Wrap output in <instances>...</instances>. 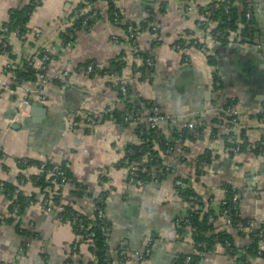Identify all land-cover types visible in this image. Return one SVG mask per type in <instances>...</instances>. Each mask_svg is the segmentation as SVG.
<instances>
[{
    "label": "crops",
    "instance_id": "obj_1",
    "mask_svg": "<svg viewBox=\"0 0 264 264\" xmlns=\"http://www.w3.org/2000/svg\"><path fill=\"white\" fill-rule=\"evenodd\" d=\"M30 1L0 0V28L7 24L14 10L22 9ZM85 1L41 0L33 7L24 33L20 37L7 35L9 53H0V78H6L4 69L10 59H14L16 70L23 71L28 59L32 58L38 68L40 56L49 53L48 82L41 88L34 80L24 82L15 91H0V185H14L24 198L31 194L37 198L20 216L23 233L16 230L14 223L0 225V264H68L70 246L76 241L71 227L56 214L40 210L44 195L51 191L58 194L62 205L75 203L74 208L83 215H92L93 199L106 192L104 206L111 228L109 247L128 251H144L148 246L151 249L144 261L131 259L113 264H179L191 252V236L181 237L175 227L176 217L187 213L190 207L177 192L175 177L190 179L205 209L210 200L213 210H217L225 197L224 187L230 186L240 197L241 219L264 221V117L263 122L258 121L264 108V0L256 1L252 17L262 50L254 51L237 43L230 45L225 39L220 44L205 39V55L191 49L177 52L172 46L191 36L202 38L195 8L211 0H116L121 15L118 25L110 20L108 4L103 0H95L88 7L84 6ZM188 4L195 7L185 14L183 9ZM84 14L93 17L88 25L76 26V20ZM125 23L136 26L137 50L147 54L153 63L150 80L135 71L141 59L132 50ZM143 23L147 25L142 27ZM66 62L70 65L66 66ZM116 63L122 67L120 74L113 72ZM87 64L94 69L89 76L76 71ZM62 70L70 72L67 79H52ZM121 83L130 86L132 101L153 103L160 114L169 118L159 127L174 146L172 155L164 162L179 157L185 162L177 164L174 175L160 182L128 185L127 171L119 166L130 145L139 143L131 115L119 123L101 121L102 117L90 130L82 125L86 117L104 116L106 110L126 111L128 103L115 88ZM16 97H24L30 103L18 121H14ZM230 100H234L236 125L221 110ZM33 104L42 107L33 108ZM24 120L27 122L20 129L12 128L22 125ZM187 122H193L196 131H200L192 139L177 142L173 134ZM228 135L263 144V151L237 156L222 154ZM202 154L209 156L210 163L194 182L195 160ZM27 163H67L73 182L39 191L35 178L42 174L33 164L24 167ZM101 173L107 175L103 188L98 183ZM21 175L29 177V182L18 180ZM77 184L91 187L92 196L72 197L70 193L77 192ZM8 207L9 201L0 192V217H9ZM215 226L232 233L224 219H218ZM233 236L235 246L246 244V239ZM81 251L82 258L76 264H86L91 259L85 247ZM199 256L196 264H239L221 245ZM253 264L264 261L257 259Z\"/></svg>",
    "mask_w": 264,
    "mask_h": 264
},
{
    "label": "built area",
    "instance_id": "obj_2",
    "mask_svg": "<svg viewBox=\"0 0 264 264\" xmlns=\"http://www.w3.org/2000/svg\"><path fill=\"white\" fill-rule=\"evenodd\" d=\"M92 0H86L84 2V6L88 7L90 5ZM256 1L258 0H211L207 4L203 5V7H198L195 8L197 12L199 13V23L198 27L201 29L203 35L202 38L200 37H194L191 36L190 38H184L182 43L175 44L172 46V49L177 52H183L185 53L188 49L195 50L199 52L200 54H206V45L204 44L203 41L205 39L215 43V44H220V38L225 39V42L228 44H233L237 43L239 46H244L247 47L248 49H252L254 51L260 50L261 48V42L258 38V35L255 33H251V31L254 29L253 23H252V17H253V10L256 5ZM41 0H33L32 5H36ZM112 8H113V23L115 25L121 24L119 11L116 7V0H111L110 1ZM195 5L194 4H188L187 6L184 7L183 12L186 14L190 12L192 9H194ZM243 7V13H244V27L246 31L244 32V35H241V31L239 29L231 30L230 28H226L224 30H219L217 29L219 21L214 20V15L218 12H222L224 15H229L231 10L234 8H238L240 11L242 10ZM78 12V11H77ZM93 15L90 14L89 17L87 16L85 18V21L83 24H86V21L92 18ZM229 20V17H228ZM152 31L155 32V28H152ZM0 32H3L4 34L8 32L7 27L3 26L0 28ZM125 32L127 34V37L131 40L132 42V50L134 51L135 55L139 58V52L137 50L136 44H135V38L138 35V31L132 26V24H126V29ZM12 34L13 36L18 35V29L15 31L9 33ZM9 43L7 41H4L2 44L0 43V53L1 54H8L9 53ZM49 59V53L44 52L41 57H40V66L38 68L34 67V60L32 58L28 59L26 61V68H34L36 71L35 74V80L36 82L39 83L40 87L44 85L46 82H48V76L46 73V63ZM14 62V59H13ZM12 62V59L8 62V64L5 66L4 73L5 77L0 78V91L4 89H10V86L12 82L14 83V80L16 79V67L14 66ZM184 63H188V57L185 54L184 56ZM66 66L70 65V62L65 63ZM144 75L148 74L149 69L153 67L152 61L147 58L145 59L144 62ZM76 71L79 73H82L86 76H89L90 74L93 73V65L92 64H87L84 66H79L76 68ZM70 72L68 70H62L59 74L55 75L52 77L54 80H64L67 79L69 76ZM20 85L16 87V90L18 89ZM215 87L219 89L220 84L219 82L215 83ZM119 93L121 98L124 101H128L129 98L131 97L128 94L126 84L121 83L119 84ZM30 103L24 98V97H16L15 99V115H14V121L22 120L24 110L25 108L29 107ZM151 109L150 113L146 117V123L148 125V128L152 130L157 136L160 135V125L164 122L168 121V117L160 114L158 112V109L155 104L150 103ZM234 100H230L224 108H221L222 113L225 114L230 123L232 125H236L238 123L237 117H236V112L234 111ZM132 115L131 117L133 120L138 119V114L137 112H134V109L132 110ZM104 113H111L110 110H106ZM261 114V119H258V121L261 123L263 122L262 118L264 117V108L260 112ZM102 115H98L96 117H86L82 123V125L87 126L88 130L92 129L95 124L102 118ZM183 129H185L188 134H192L193 137L197 136L196 133V126L193 122H187L184 124ZM192 137V138H193ZM228 141L227 144H224L221 152L222 154L228 155V156H237L240 154L244 153H253L254 150H257L259 153L263 151L262 146H258L252 143H249L244 137H236L234 135H228L227 137ZM264 139V138H263ZM177 142H180L179 139H176ZM142 141L139 139V143L137 145H141ZM155 150L158 152V157L157 159H160V163H158L156 166H152V182H158L159 179L166 177L167 174L173 170V168L177 165L180 164L181 161L183 160L181 157L178 159L172 161V162H164V158L172 155L174 151V146L172 142L166 140L162 145L158 143L154 145ZM159 149V151H158ZM136 153V151L132 149L127 150L126 156L124 155L123 157V167L127 171V183L128 185H136L137 178H138V163L133 162L130 160V155H133ZM0 155L2 156V150L0 149ZM25 165V164H23ZM202 169L204 164H201ZM32 167L36 168L38 171L41 172V176H37L35 178V182H37L39 179L42 178V176L49 178L48 181H46L48 184H51L53 186L55 185H60L63 187L66 184H69L71 182L70 178L67 177L66 171H69V165L67 163L59 166H53L51 168H46L45 164H40V165H32ZM106 173H101L99 175L98 183L99 187H106ZM187 179L186 178H180L174 182L175 186H180L182 185L181 180ZM21 182H29V177L26 175H23ZM189 186V184H187ZM1 191V190H0ZM92 188L89 186H86V189L84 190V193L81 198H86L89 199V194H91ZM53 195L54 192H50L47 197H44L40 203V210L43 213L46 214H56L61 215L60 218H62V214L65 212L64 208L62 205H54L53 204ZM30 197V195L28 196ZM189 201L197 202V206H199L198 209H203L201 206V200L197 201L195 197L189 196L188 197ZM99 199L95 198L93 199V213L92 215H87L89 218L88 220H84L83 218H77L76 221L74 222V229L76 231H80L83 234L82 235H77L73 231V234L76 237V241L70 246L69 252H68V264H76L78 263L81 258H82V251L81 247H85L88 251L90 248H93L97 243L101 244L102 246L106 247L107 252H108V257H109V262L107 264H113L114 261L117 263H124L128 260L134 259L136 261H144L146 260L150 254H151V249L146 247L144 251H128L124 249H117V250H112L109 247V241H110V234H111V228L109 225V222L106 217V211H105V206H101L98 204ZM209 209H213L211 203L212 201L209 200ZM230 203L236 207L239 211V205H240V197L237 194V192H233L232 196L230 198ZM34 205V203H30L28 207ZM220 205H225L224 199L221 201ZM230 211L225 210L221 213V216L225 217L226 215H229ZM83 215L82 213H80ZM11 216L14 218H18V205L15 204L14 209L12 210ZM213 216L210 215L208 218V223L211 224L213 222ZM240 217L239 212H236L235 218ZM2 218V217H1ZM2 220V219H0ZM60 220V219H59ZM3 221V220H2ZM61 221V220H60ZM226 226L230 227L232 223H234V228L235 231L239 232L242 236V238L246 239L247 242L245 245L249 244L251 241L250 239V234H253L252 236L260 239V242L257 246V249L254 251V255H245L243 253V250L239 248V246L232 245L229 241H224L222 247L226 250H230L231 252V257L239 262V264H253V262L257 259H261L264 261V221H261L259 223H254L247 221L245 224H243L240 220H235V219H230L225 217ZM62 222V221H61ZM4 224L0 222V225ZM182 224H188V213H185L184 215H179L175 219V227L177 230H181L182 232L179 233V235L182 237H185L186 235L191 236V252L185 256L182 264H191L192 262V257L193 256H199L202 252L199 251L198 248H201L203 250L206 249V244L204 243H199L195 244L193 239H192V233H194L196 230L195 228H191L189 226H185L181 228ZM31 227V226H30ZM19 233H23V229L21 227ZM216 242V240H215ZM91 259L89 262L94 260V256L91 253ZM107 255V254H106ZM242 258H244V261H242ZM87 264V263H86Z\"/></svg>",
    "mask_w": 264,
    "mask_h": 264
},
{
    "label": "trees",
    "instance_id": "obj_3",
    "mask_svg": "<svg viewBox=\"0 0 264 264\" xmlns=\"http://www.w3.org/2000/svg\"><path fill=\"white\" fill-rule=\"evenodd\" d=\"M95 0H92L91 2L94 3ZM105 3L108 4V10H109V14L111 15L110 20L113 21V8L112 5L110 3L111 0H103ZM33 0L30 1V3L26 6H24L22 9L20 10H14L10 16H9V20L7 22V24H5L4 26L7 27L8 32H6L5 34L3 32H0V36H1V41L0 43L2 44L4 41L6 40V37L9 33L15 31L16 29H18V37H20L24 32V26L26 25V22L33 10V7H36L40 4V2L36 5H32ZM88 16V14H84L82 15L79 20H76V26H86L89 23V20L86 21V24H83V22L85 21V18ZM119 17L121 16L120 13L118 15ZM244 13H243V7L242 10L240 11L238 8H234L231 10L229 15H224L222 12H218L214 15V20H218L220 24H218L217 29L219 30H224L226 28H230L231 30H236L239 29L241 31V35H244V32L246 31L245 29H243L244 27ZM229 17V20H228ZM121 19V17H120ZM143 25H147V24H142ZM132 26L135 28L136 26L132 24ZM2 28V27H1ZM124 28L126 29V23L124 24ZM138 31V30H137ZM255 30H252L251 33H255ZM220 42H223V38L219 39ZM156 45V44H155ZM10 48V47H9ZM8 48V50H9ZM10 51V50H9ZM140 56V61L141 64L140 66H138L137 68H135L136 72L140 74V77L143 79H147L150 80V76L152 73V68L149 69L148 74L144 75V62L145 59L148 58L147 54H139ZM41 57V56H40ZM211 58V57H210ZM208 57V62L210 64L213 63V61ZM24 66V70L23 71H19L17 70L16 72V79L14 80V83L12 82L11 86H10V90L15 91L16 87L18 85L23 84L24 82H32L35 80V74L36 71L34 68H26V63L23 64ZM124 66V65H123ZM121 65L119 66V63H116L114 66V73L116 74H120V69H121ZM94 72V71H93ZM115 88H117V91L119 92V85L116 86ZM127 91L128 94L131 96L129 98V100L127 101L128 106L125 112L123 113H117V112H111L109 114H105L103 116V118L101 119V121H109V120H114L117 123H119L120 121H122V118L126 119L129 118L130 115H132V107L134 109V112H137L138 114V119H135V121L133 122L134 124V132L136 134L137 137H139V139H141L142 144L141 145H135V144H131L130 145V149L136 151V153H134L133 155H130V160L133 162L138 163V178H137V185H143L146 184L148 182H152L153 178H152V166H156L158 163H160V159H157L158 157V152L157 150L153 149L154 145L158 143L160 145H162L164 142H166V138L165 136L160 132V135L157 136L152 130H150L148 128V125L146 123V117L147 115L150 113V109H151V105L147 102V101H143L141 102H134L132 101V93H131V89L130 86H127ZM120 95V94H119ZM199 129L196 131V133H199ZM174 137H176L177 139L181 141H183L186 138L192 139V134H188V132L185 129H182L181 131L178 132H174L173 134ZM264 144V140L262 142ZM227 144V142L225 143ZM263 144H258V146H262L263 148ZM128 150V149H127ZM127 150L125 153V156L127 154ZM159 151V149H158ZM255 154H259V152L257 150H254ZM1 157V155H0ZM209 156L202 154L201 156L197 157L195 160V179L194 182L204 174L203 170L200 169L201 168V164H204V166L208 165L209 162ZM123 160V159H122ZM122 160L119 162V166L123 167V162ZM181 162H185V160H182ZM181 163V164H183ZM40 165L41 163H27L24 165L25 166H30V165ZM46 168H51L53 167V165H47L45 164ZM174 171L172 170L170 171L167 176L169 175H174ZM66 175L68 178H70L71 182L72 181V177L71 174L69 173V171H66ZM22 176V175H21ZM19 176L18 180L22 179V177ZM166 176V177H167ZM166 177H163L161 179H159L158 182H160L161 180L165 179ZM180 179L179 177H175L174 180H178ZM17 180V181H18ZM182 185L180 186H175V188L177 189V192H179L180 196H182L190 205L189 210H188V224H182L181 228L185 227L186 225L191 227V228H195V232L192 233V239L194 241L195 244H199V243H204L206 244V249L203 250L201 248H198L199 251L201 252H207L210 249H212L215 245H223L224 241H229L232 245H235V237L233 235H236L237 237H241V234L237 231H235L234 228V223L231 224L230 231L231 232H227L225 230H218L215 226V223L218 219H224L225 217L230 218V219H235V220H240L243 224H245L247 222V220H243L241 219V217H236L235 218V214L236 212H239L238 209L236 207H234L231 203H230V198L232 196L233 192H236L232 187L230 186H226V188L224 187L225 190V197H224V201H225V205H220L219 208L216 209H209V208H203V209H198L195 205L197 204V202H193V201H189L188 197L192 196L195 197L197 199V201H200L201 199L197 196V194L194 192L193 188H192V183L190 181L189 178L181 180ZM193 182V181H192ZM36 186L39 187V191L43 190V188L45 187H52L53 185H47L46 181H44V178L42 177L41 179H39L36 182ZM187 184H189V186H187ZM76 187V191L77 192H73L70 193V195H72V197L80 199L84 193V190L86 189L85 185H81V184H77L75 185ZM17 187H15L14 185H8V184H1L0 185V192L6 197V199L9 201V207H8V211H9V217L8 218H1L2 220H0V222L2 223H6V222H11L16 224V230H18V232L20 231V216H22V213L24 212V210L26 208H28V205L30 203H36L37 202V198L35 195L31 194L30 197L28 198H24L22 195V192H18ZM58 195V194H57ZM57 195H53V204L54 205H62L60 197ZM106 192L100 194L97 198L99 199L98 204L103 206L105 203V197ZM89 196L91 197L92 194H89ZM44 197H47V195H44ZM15 204L18 205V218H14L11 216L12 210L15 207ZM72 203L70 205H62L65 212L62 214V218L61 215H57V217L64 223H67L70 227L71 230L75 233V234H79L82 235L83 233L80 231H76L74 229V222L76 221L77 218H83L85 221L88 220V216L87 215H81L80 212H78ZM225 210H229L230 213L229 215H226L225 217L221 216V213ZM240 214V213H239ZM212 215L213 217V222L211 224L208 223V218L209 216ZM179 233L182 232L180 229L178 230ZM253 234H250V239H248L249 241H251L249 244L247 245H241L239 246V248H241L243 250L244 256L245 255H254V251L257 249V246L260 242V239L252 236ZM216 240V242H215ZM226 250V249H225ZM91 251V253L94 256V260L91 262H88L87 264H107L109 262V257H108V252L106 247L102 246L101 244L97 243L93 248H90L89 252ZM228 251V250H226ZM230 252V250L228 251ZM231 253V252H230ZM107 254V255H106ZM185 258V257H184ZM184 258L181 260V262H179V264H182ZM200 259V256H193L192 257V262L191 264H196V262ZM242 261H244V258H242Z\"/></svg>",
    "mask_w": 264,
    "mask_h": 264
},
{
    "label": "water",
    "instance_id": "obj_4",
    "mask_svg": "<svg viewBox=\"0 0 264 264\" xmlns=\"http://www.w3.org/2000/svg\"><path fill=\"white\" fill-rule=\"evenodd\" d=\"M31 107H33V108H35V107L36 108H38V107L41 108L42 106H40L39 104H33V106H31ZM26 122L27 121L24 120L22 125H14L12 128L15 129V130L20 129V127L24 126L26 124Z\"/></svg>",
    "mask_w": 264,
    "mask_h": 264
},
{
    "label": "flooded vegetation",
    "instance_id": "obj_5",
    "mask_svg": "<svg viewBox=\"0 0 264 264\" xmlns=\"http://www.w3.org/2000/svg\"><path fill=\"white\" fill-rule=\"evenodd\" d=\"M263 49V45L261 44V48H260V50H262Z\"/></svg>",
    "mask_w": 264,
    "mask_h": 264
}]
</instances>
